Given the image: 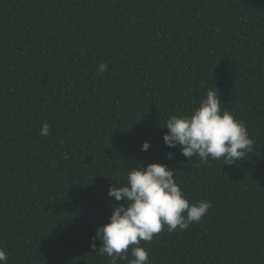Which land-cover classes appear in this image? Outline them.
Returning <instances> with one entry per match:
<instances>
[{"label": "trees", "instance_id": "16d2710c", "mask_svg": "<svg viewBox=\"0 0 264 264\" xmlns=\"http://www.w3.org/2000/svg\"><path fill=\"white\" fill-rule=\"evenodd\" d=\"M213 86L254 141L232 165L162 139ZM149 162L175 169L190 203L212 204L187 229L141 241L149 264H264V0H0L7 264H110L89 246L123 203L107 190Z\"/></svg>", "mask_w": 264, "mask_h": 264}, {"label": "clouds", "instance_id": "9594fccd", "mask_svg": "<svg viewBox=\"0 0 264 264\" xmlns=\"http://www.w3.org/2000/svg\"><path fill=\"white\" fill-rule=\"evenodd\" d=\"M108 65L100 63L97 73L102 74ZM222 101L215 86L206 92L199 104L187 115H172L163 127L167 132L162 139L169 148L179 146L180 153L200 164L207 165L209 159L222 161L221 165H232L244 159L254 146L243 122L234 115L221 110ZM51 126L44 121L39 135L47 137ZM150 143L141 142V151H147ZM172 158V153L167 154ZM67 158V154H65ZM125 183L114 184L107 196L123 203L112 205L107 222L97 226L90 247L100 256L110 258V264L120 259L133 257L129 264H149V255L141 247V241L150 242L154 235L167 229L174 232L185 230L198 223L211 208L208 200L190 203L175 182L176 170L160 162L138 164L126 169ZM99 240L97 246L95 241ZM8 254L0 247V264H7Z\"/></svg>", "mask_w": 264, "mask_h": 264}]
</instances>
